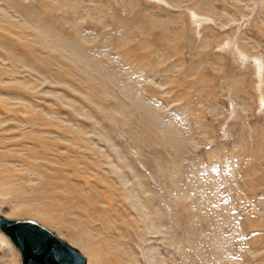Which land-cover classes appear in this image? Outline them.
<instances>
[{
  "label": "rangeland",
  "instance_id": "374dc122",
  "mask_svg": "<svg viewBox=\"0 0 264 264\" xmlns=\"http://www.w3.org/2000/svg\"><path fill=\"white\" fill-rule=\"evenodd\" d=\"M254 57L264 0H0V213L88 264H264Z\"/></svg>",
  "mask_w": 264,
  "mask_h": 264
},
{
  "label": "water",
  "instance_id": "95a60500",
  "mask_svg": "<svg viewBox=\"0 0 264 264\" xmlns=\"http://www.w3.org/2000/svg\"><path fill=\"white\" fill-rule=\"evenodd\" d=\"M0 229L20 251L22 264H87L78 248L33 220H12L0 214Z\"/></svg>",
  "mask_w": 264,
  "mask_h": 264
},
{
  "label": "bare ground",
  "instance_id": "6f19581e",
  "mask_svg": "<svg viewBox=\"0 0 264 264\" xmlns=\"http://www.w3.org/2000/svg\"><path fill=\"white\" fill-rule=\"evenodd\" d=\"M254 59H255V61H256V64H257V70L258 71H261L262 72V70H263V67H264V63H263V61H262V59L261 58H259V57H254ZM1 214V213H0ZM3 215V214H2ZM3 216H5V215H3ZM6 217V216H5ZM8 218V217H7ZM20 221V220H19ZM38 223V222H37ZM40 224V223H39ZM41 225V224H40ZM43 226V225H42ZM46 228V227H45ZM50 230V229H49ZM0 231L1 232H3L1 229H0ZM54 232V231H53ZM3 234H5L6 236H7V238L9 239V241L12 243V245L16 248V250L19 252V256H20V263L22 264V260H21V253H20V251L17 249V247L13 244V242H12V240L9 238V236L5 233V232H3ZM56 235H58L57 233H55ZM59 236V235H58ZM60 237V236H59ZM62 238V237H61ZM63 239V238H62ZM65 240V239H64ZM66 242H68L67 240H65ZM69 243V242H68ZM70 244V243H69ZM70 245H72V244H70ZM73 246V245H72ZM75 247V246H74ZM87 259V258H86ZM8 263V262H7ZM87 264H88V260H87Z\"/></svg>",
  "mask_w": 264,
  "mask_h": 264
}]
</instances>
